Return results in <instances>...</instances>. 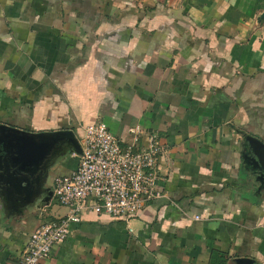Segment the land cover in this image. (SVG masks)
<instances>
[{
	"label": "crops",
	"instance_id": "crops-1",
	"mask_svg": "<svg viewBox=\"0 0 264 264\" xmlns=\"http://www.w3.org/2000/svg\"><path fill=\"white\" fill-rule=\"evenodd\" d=\"M98 122L160 138V197L127 223L83 215L40 264H264V0H0V129ZM53 159L19 186L0 163V264L68 213L45 192L78 159Z\"/></svg>",
	"mask_w": 264,
	"mask_h": 264
},
{
	"label": "built area",
	"instance_id": "built-area-1",
	"mask_svg": "<svg viewBox=\"0 0 264 264\" xmlns=\"http://www.w3.org/2000/svg\"><path fill=\"white\" fill-rule=\"evenodd\" d=\"M78 141L81 153L76 154V169L69 176L55 177L51 186L52 197L68 213L38 225L15 264H40L47 259L83 215L127 223L160 197L158 170L166 148L156 134L148 135L143 147L137 146L136 138L123 146L98 122L86 125Z\"/></svg>",
	"mask_w": 264,
	"mask_h": 264
},
{
	"label": "water",
	"instance_id": "water-1",
	"mask_svg": "<svg viewBox=\"0 0 264 264\" xmlns=\"http://www.w3.org/2000/svg\"><path fill=\"white\" fill-rule=\"evenodd\" d=\"M258 163L264 166V144L256 139L248 138ZM64 145H69L72 151L79 155L81 147L73 131L60 130L43 133H29L9 128L0 129V163L9 160L13 163L11 169L13 182L19 186L28 178H38L41 172L48 168V163L58 155ZM3 165V164H2ZM45 202L52 199L51 189H47ZM248 261L240 259L239 263Z\"/></svg>",
	"mask_w": 264,
	"mask_h": 264
},
{
	"label": "rangeland",
	"instance_id": "rangeland-1",
	"mask_svg": "<svg viewBox=\"0 0 264 264\" xmlns=\"http://www.w3.org/2000/svg\"><path fill=\"white\" fill-rule=\"evenodd\" d=\"M72 148L69 145H64L61 150H59L58 155H56V159H53V163H55L58 160H61L64 158V160H68L69 157H71L72 154Z\"/></svg>",
	"mask_w": 264,
	"mask_h": 264
}]
</instances>
